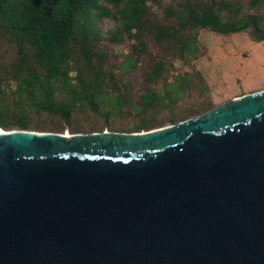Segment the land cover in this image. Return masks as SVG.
I'll list each match as a JSON object with an SVG mask.
<instances>
[{
  "label": "water",
  "instance_id": "95a60500",
  "mask_svg": "<svg viewBox=\"0 0 264 264\" xmlns=\"http://www.w3.org/2000/svg\"><path fill=\"white\" fill-rule=\"evenodd\" d=\"M0 264H264V89L149 131L0 128Z\"/></svg>",
  "mask_w": 264,
  "mask_h": 264
},
{
  "label": "trees",
  "instance_id": "16d2710c",
  "mask_svg": "<svg viewBox=\"0 0 264 264\" xmlns=\"http://www.w3.org/2000/svg\"><path fill=\"white\" fill-rule=\"evenodd\" d=\"M202 29L262 42L264 0H0V128L141 132L202 114L217 105Z\"/></svg>",
  "mask_w": 264,
  "mask_h": 264
},
{
  "label": "rangeland",
  "instance_id": "374dc122",
  "mask_svg": "<svg viewBox=\"0 0 264 264\" xmlns=\"http://www.w3.org/2000/svg\"><path fill=\"white\" fill-rule=\"evenodd\" d=\"M199 39L202 52L195 64L208 81L217 105L264 89V41H254L247 32L218 35L208 29L199 31ZM115 48L125 54L119 68L130 74L136 86L143 85L142 73L135 60L126 55V48Z\"/></svg>",
  "mask_w": 264,
  "mask_h": 264
},
{
  "label": "crops",
  "instance_id": "0c3cea01",
  "mask_svg": "<svg viewBox=\"0 0 264 264\" xmlns=\"http://www.w3.org/2000/svg\"><path fill=\"white\" fill-rule=\"evenodd\" d=\"M263 90V89H262ZM258 91V90H257ZM245 94H247V93H245ZM243 95V94H242Z\"/></svg>",
  "mask_w": 264,
  "mask_h": 264
}]
</instances>
